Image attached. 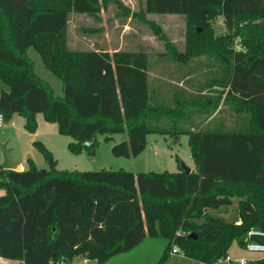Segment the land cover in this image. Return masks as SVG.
<instances>
[{"label": "trees", "instance_id": "trees-1", "mask_svg": "<svg viewBox=\"0 0 264 264\" xmlns=\"http://www.w3.org/2000/svg\"><path fill=\"white\" fill-rule=\"evenodd\" d=\"M107 1L0 0V79L9 86L0 93L4 121L17 113L33 132L42 113L73 139L67 145L72 154L93 153L97 134L109 141L124 133L111 147L123 157L139 154L147 134H185L194 168L58 169L51 151L34 141L46 168L31 159L24 170L0 168L5 189L0 255L13 264H73L76 257L104 263L145 237H160L166 243L157 264L167 260L172 247L195 262L213 264L224 258L232 240L242 248L247 240L264 243V237H246L250 228L264 231V0H142L131 16L162 40L164 57L177 63L214 57L224 73L207 82L209 88L218 86L213 95L199 90L183 97L179 89L171 105L149 102L145 49L70 47V15L99 19ZM147 13L183 16L182 50ZM217 18L223 33L214 31ZM31 46L62 82V96L36 74L27 53ZM223 104L238 117L236 127L217 116ZM194 110L211 116L206 127L179 126ZM159 120H169L170 129L157 125ZM233 198L234 219L213 213ZM246 264H264V254Z\"/></svg>", "mask_w": 264, "mask_h": 264}, {"label": "rangeland", "instance_id": "rangeland-1", "mask_svg": "<svg viewBox=\"0 0 264 264\" xmlns=\"http://www.w3.org/2000/svg\"><path fill=\"white\" fill-rule=\"evenodd\" d=\"M118 2L128 10V14L124 15L123 10L118 6ZM142 0H108L106 5L97 13L99 19L87 14L72 13L70 15L68 32L69 45L72 48L91 49L96 46L108 49L122 44V49L134 50L138 47L145 49L147 53V85L150 103H163L171 105V96L179 89H183L186 94H195L201 90L200 94L213 95L214 89L218 86L207 87V82L212 79L221 78L224 73L218 66L214 57H206L204 55L194 57L187 63L173 62L171 59L164 57L163 42L152 34L151 28L141 23L137 17L131 16L132 12H136L141 7ZM123 13V15L121 14ZM147 19L152 20L164 33L167 40L170 41L177 50L183 49V33H184V18L179 14H149L145 15ZM215 33H223L225 28L219 18L213 22ZM91 29V30H90ZM115 44L111 46V44ZM238 49V45L234 46ZM29 57L34 63V69L38 76L49 82L54 94L62 96V82L60 79L50 72L43 64L38 52L34 47H29L27 50ZM223 78V77H222ZM1 81V79H0ZM217 87V88H214ZM197 95V94H196ZM19 119L23 117L17 113L13 114ZM42 115V113H41ZM218 117H221L229 128L239 125L237 116L231 113L228 104L221 105ZM188 123L185 121L178 123L179 126H191L204 128L208 124L205 122V117L198 111H189ZM11 120V118L9 119ZM4 121L3 127L0 129L1 136L8 139L15 138V129H12L10 121ZM37 121V119H36ZM52 124L57 129L56 123ZM21 123V122H20ZM24 123V122H23ZM155 124V122H152ZM157 125L170 129L171 123L169 120H159ZM21 133L17 135V147L14 153V161L20 160L21 157L34 158L40 160L35 163L38 168H46L48 166L42 152L34 145V141H41L51 151L53 158L57 161L58 169L68 170H98L102 168L119 169L136 172L146 171H168L175 172L181 168V165L194 168L193 162L189 156V147L187 144V136L185 134H165L150 133L146 136V144L144 149L133 157L115 156L111 152V147L114 143L125 138L124 133L113 134V138L109 141L104 140V134H97L96 139L98 144L93 153L82 151L79 154H72L67 145L73 139L68 135L55 132L49 135L52 141H48L45 135L33 136L34 132L41 130L38 128V123L35 131H27L23 124ZM57 131V130H56ZM15 144V142H14ZM20 153H18V150ZM38 157V158H37ZM13 158V157H12ZM0 162L2 155L0 153ZM29 166V164H28ZM5 193V189L0 186V195ZM236 199H232L229 206L220 207L213 213L222 214L229 220L234 218ZM226 255L232 259L243 257L248 260L260 258L262 252H249L238 246L235 240H232L227 248ZM173 257L172 259H175ZM81 261L76 259V264ZM177 262L166 264H189L186 258H176ZM16 263L14 259H10L0 255V264ZM81 263V262H80ZM79 263V264H80ZM195 264H202L194 262ZM88 264H94L89 260ZM102 264V263H99ZM157 264V263H156ZM213 264H229L222 259L217 260Z\"/></svg>", "mask_w": 264, "mask_h": 264}, {"label": "crops", "instance_id": "crops-1", "mask_svg": "<svg viewBox=\"0 0 264 264\" xmlns=\"http://www.w3.org/2000/svg\"><path fill=\"white\" fill-rule=\"evenodd\" d=\"M149 14H151V13H147L146 15L148 16ZM167 15H169V14H167ZM114 45H115L114 43L111 44V46H114ZM101 46H104L103 47L104 51H108V52H113V51H118V50H127V49H122V44H120V43H118L117 46H114L110 49L105 47V45H101ZM96 47H98V46H96ZM98 48H100V47H98ZM7 90H9V86L1 80L0 81V93L2 91H7ZM210 118H211V116L208 117L207 119H205V122L208 121ZM36 119H37V123H38V128H39V126H41V128H40L41 130L38 129V132L40 131L41 134L34 132L33 136L45 135L46 139L48 141H52L51 137L49 135H53V134H55V132H58V127L56 129V127H54L52 124L44 123L43 122L44 117H43V115H41V113H38L36 115ZM9 121H10V125H8V126L11 127L12 129H15L14 134L16 136H15L14 140H12L11 138L6 139L0 135V141H2V142L6 141L7 146L11 148V154H12V157L14 159V153H15L16 147H17V135H19L18 133H21V131H22L21 124H23L24 119H19L17 117V115H16V117L14 115H12L11 120H9ZM48 123H50V122H48ZM2 127H0V129ZM0 134H1V132H0ZM14 142H15V144H14ZM17 150H18V148H17ZM18 153H20L19 150H18ZM24 159H25V156L21 157L20 160H16L15 161L16 165L13 169L24 170V169L28 168V162L25 161ZM26 159H31L34 163L40 162L39 159L38 160H34V158H26ZM0 166H1V162H0ZM189 169L191 170V167ZM165 243H166L165 239L160 238V237H155V238L145 237L141 240V242L139 244H137L131 250H129L127 252L116 254L102 264H156L161 253H162V251H163V249H164ZM173 257H176L179 259L186 258L179 252L174 253V254H168V258L163 264L177 262V261H175L176 258L172 259ZM77 258H80L81 259L80 262H82L83 257H76L74 259L73 264H76ZM186 259H188L189 264H195L194 260L189 259V258H186ZM91 261H93L94 264H99L94 260H91ZM202 264H204V263H202Z\"/></svg>", "mask_w": 264, "mask_h": 264}, {"label": "built area", "instance_id": "built-area-1", "mask_svg": "<svg viewBox=\"0 0 264 264\" xmlns=\"http://www.w3.org/2000/svg\"><path fill=\"white\" fill-rule=\"evenodd\" d=\"M4 124V116L2 114V112H0V127H2ZM1 168V166H0ZM252 236H261L264 237V231H261L259 229L256 228H250L247 233H246V237L247 239H249ZM245 250L249 251V252H262V254H264V243H259V242H255V241H249L247 240L245 247ZM178 251L176 250V248L172 247V249L170 250V254L173 253H177ZM222 260H224L225 262H228L229 264H246L249 260L243 257H238L236 259H232L231 257L225 255L224 258H220ZM88 263V259L87 258H83L82 262L80 264H87Z\"/></svg>", "mask_w": 264, "mask_h": 264}, {"label": "water", "instance_id": "water-1", "mask_svg": "<svg viewBox=\"0 0 264 264\" xmlns=\"http://www.w3.org/2000/svg\"><path fill=\"white\" fill-rule=\"evenodd\" d=\"M0 153L2 155V162L1 166L3 169H13L16 165V162L12 158L11 154V148L7 146L6 141H0ZM181 169L184 170L185 172H189L190 169L189 167L185 165H181ZM192 234H189L191 236Z\"/></svg>", "mask_w": 264, "mask_h": 264}]
</instances>
